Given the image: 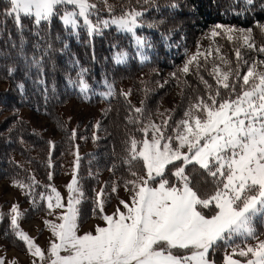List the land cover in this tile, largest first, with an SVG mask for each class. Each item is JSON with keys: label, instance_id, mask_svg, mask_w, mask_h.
<instances>
[{"label": "snow or ice", "instance_id": "obj_1", "mask_svg": "<svg viewBox=\"0 0 264 264\" xmlns=\"http://www.w3.org/2000/svg\"><path fill=\"white\" fill-rule=\"evenodd\" d=\"M109 13L110 19L97 16L94 22L91 17L96 14V5L90 0H8L5 11L20 28L22 18L34 19L39 25L59 16L76 35L78 29H86L92 35L110 25L135 34L141 26V11L130 8L115 15L109 6ZM258 27L264 31V25ZM215 28L224 26L218 24ZM238 31L239 39L253 48L254 44L249 42L252 29L247 34L244 29ZM211 35L216 37L220 33L213 30ZM228 39L233 36L228 35ZM137 43L143 45L144 41L137 37ZM258 51L264 53V46ZM200 55L199 51L194 54L182 71L188 73L193 62L199 68ZM235 55L234 67L231 61L220 57L225 70L217 65L209 72L218 87L204 81L206 97L197 96L196 102L190 103L174 124L169 123L171 116L160 124L149 121L142 126L139 119L129 117V122L137 125L136 131L142 133L140 139L130 134L125 142V163L133 179L124 183L126 189L131 185L128 190L133 194L130 202L120 201L123 211L117 207L112 214H106L100 199L103 190L98 193L104 226L97 225L94 233L78 234V205L84 193L75 176L67 185L66 204L55 187L43 185L51 191L39 193L40 199L47 201L50 211L62 210L57 217L59 223L45 221L55 238L47 250L49 264H215L209 253L220 244L232 246V253L225 254L223 264H264V241L255 246L246 243L250 238L257 239L255 219L264 216V72L256 71L253 62L241 74L243 57L239 48ZM125 56L126 53H120L116 62H123ZM248 63L243 61L244 65ZM86 72L82 68L77 73L83 92L89 88L84 79ZM108 87L111 89V85ZM134 112L142 115L144 109L136 108ZM189 165L198 166L212 178L210 192L200 191L187 171ZM30 179L34 182V178ZM15 183L21 188H33V184ZM11 211L15 235L32 256L43 261L45 252L19 229L18 206L14 205ZM237 239H242L245 246L235 244ZM0 264L4 261L0 260Z\"/></svg>", "mask_w": 264, "mask_h": 264}, {"label": "trees", "instance_id": "obj_2", "mask_svg": "<svg viewBox=\"0 0 264 264\" xmlns=\"http://www.w3.org/2000/svg\"><path fill=\"white\" fill-rule=\"evenodd\" d=\"M184 2H187L186 5ZM7 7L8 0H0V81L8 84V88L0 90V108L6 111L30 108L53 117L60 107L71 100L89 104L105 102L111 112L109 125L103 127V137L98 141L100 149L96 159L99 157L91 163L85 157L81 161L88 172L94 171L93 166L99 162L102 168L111 164L112 167H121V173L129 170L124 169L128 166L125 163V141L130 126L135 125L129 122V117L135 119V116L128 100L120 92V78L125 79L149 68L167 69L179 64L188 53L192 43L190 33L194 27L200 29L221 23L253 29L260 21H264V0H251V3L249 0H163L145 8L143 17L149 15L147 20L150 24L140 22L141 26L137 29L138 34L144 38V48L140 54L133 36L118 31L114 26L102 28L92 35L86 29H78L79 34L76 35L56 16L39 25L34 23V19L22 18L20 28L13 17L5 15ZM99 15L92 17L97 19ZM120 53H126V56L123 62L117 63L116 57ZM82 68L87 69L84 79L89 88L86 92L81 91L77 83V73ZM207 75L206 70H197V73L191 71L186 76L191 83L193 81L199 85H190L188 88L189 96L192 97L190 100H193L192 93L197 91L198 96L206 97L204 81ZM207 82L218 87L214 86V78L208 77ZM108 85H111V89ZM12 121L20 124L8 131L7 127ZM20 126L21 122L9 116L0 127V175L14 168L12 164L20 165L13 157L14 153L26 160L28 158L31 165H34L31 169L41 175L49 166V143L27 126L24 129ZM12 134L17 135L16 139L11 137ZM22 142L37 150L38 156L32 160L27 157ZM104 151L110 157L107 162L100 160ZM86 160L88 165H85ZM138 170L142 171L141 168ZM187 171L193 175L194 183L198 184L201 192L212 190V178L198 166L189 165ZM169 179H172L170 174ZM85 181L88 182L82 179L86 197L79 206V218L82 221L86 219L82 216V208H86L87 204H91L92 218L102 215L99 208L95 210V186L91 187ZM34 188L36 196L44 191L39 183ZM34 203L36 207H29L31 212L43 210V200L39 196ZM205 213L211 215L212 211L205 210Z\"/></svg>", "mask_w": 264, "mask_h": 264}, {"label": "rangeland", "instance_id": "obj_3", "mask_svg": "<svg viewBox=\"0 0 264 264\" xmlns=\"http://www.w3.org/2000/svg\"><path fill=\"white\" fill-rule=\"evenodd\" d=\"M160 1L163 0H150V2H146V0H107L106 3L104 0H90L91 3L96 5V15L100 14L99 19L101 20L111 18L109 6H111L113 14L115 15H120L123 11L130 8L141 11L144 14L146 7L155 3L157 5ZM184 3L186 5L187 2ZM68 7L71 8V6ZM148 17L149 15L142 16L139 19V23L144 22L150 24L147 20ZM150 18L152 19L151 16ZM91 19L94 22L96 20L93 17ZM218 24L223 25L224 28L216 29L215 26ZM258 25H264V21H260L252 29L249 42L254 44L253 48H248L243 40L239 39L240 32L238 31L239 29H244L245 34H247V30L251 28L221 23L212 24L200 29L194 27L190 33L192 43L188 53L179 64L167 69L158 67L149 68L135 72L125 79L120 78V92L128 100L129 106L132 107L135 119H139L142 126L149 121L160 124L163 119L171 116L172 119L169 123L174 124L175 121L183 117L189 104L196 102L198 96V91L192 93L194 95L193 100H190L192 97L189 96L190 89L188 88H190V85L197 86L198 84L193 81L192 84L186 76L191 71L197 73V70H206V74H209L217 65L222 70H225V65L220 59L221 56L231 61L234 67L236 64L235 52L238 48L243 57V60L240 62L242 65L241 74H244L247 71V67L251 66L253 62L257 65L256 71L264 72V63H260L264 61V53L258 51L259 47L264 46V31ZM110 26H114L118 30L115 25ZM228 28L236 31L228 33L226 31ZM137 29L135 30V34H129L133 36L135 45L141 54V49L144 48V45L137 43V37L143 41L144 38L138 34ZM213 30L219 32L220 35L213 37L211 35ZM228 35H232L233 39L229 40ZM217 49L220 51L217 52ZM198 51L201 53L198 56L200 67L198 68L196 62H193V64L189 65V72L184 73L182 69L185 63ZM205 57L207 58L206 61ZM245 59L249 62L247 65L243 64ZM207 76L209 79L213 78L210 75ZM207 78L205 81H207ZM6 88H8V84L0 81V90ZM204 94L206 93L204 92ZM136 108L144 109L143 114L135 113L134 109ZM110 112L111 109L105 102L89 104L76 100H71L60 107L53 117H49L30 108H22L16 111H6L0 108V127L9 116L14 117L17 119V122H21V129L27 126L30 131L33 130L38 135H41L42 138H45L46 143H49L48 146L51 151L50 159H47L49 166H47V169L41 175L31 169L32 165L28 158L26 160L16 153H14L13 157H15L16 162L20 163V165L16 163L12 164V167L15 166L14 168H10L11 170L9 169L3 175H0V260H3L4 264H49L47 250L55 238L52 236L51 229L45 224V221L59 223L60 221L57 217L62 210L55 209L50 211L47 208V201L45 200L44 204L43 200L44 207L42 209H46V211L41 210L37 212L38 209L33 212L30 211L29 207H32L31 205L36 207L34 198H37L39 195L36 196V188L34 186L36 185L37 187L38 183L40 185L42 184V188L43 185L55 187L61 193L62 202L66 204L69 196L67 185L72 181L73 177L75 176L77 179L78 187L82 192V179H85L88 181H85L87 185L91 187L95 186L94 200H96V211L99 208L97 194L103 190V195L100 199L103 201V209L106 214H112L116 211L117 207H120V210L123 211V206L120 204L121 200L130 202V197L133 193L128 189L131 188V185L126 189L124 183L126 180L133 179L129 174V170L121 173V167H112L111 164H109V167L102 168L99 162L93 166L94 171L88 172L85 171L86 167L84 166V162H81L83 157L87 160L89 159V163L98 159L99 156L96 159V153L100 149L98 141L103 137V127L109 125ZM18 124L13 123V121L10 122L7 130L11 131ZM136 128V124L130 126L126 133V141L129 139V135L133 133L137 139L142 137V133L137 132ZM11 137L16 139L17 135L12 134ZM22 144L25 145L24 149L27 157L32 160L33 157L38 156L37 150H33L28 143L22 142ZM109 158V154L106 152L100 155L102 162H107ZM87 160L85 165H88ZM32 167L34 168V165ZM138 168L140 166L136 165L137 170ZM124 169L129 168L126 166ZM79 173H86L87 175L80 176L81 174ZM49 174H51V180H49ZM30 177L34 178L35 183ZM17 181L22 182L25 186L33 184V188H21L16 185L15 182ZM114 187L116 189L115 192H113ZM43 190L41 192L48 193L51 191V188H43ZM84 197L86 195L83 196L81 203L85 199ZM14 205L18 206V211L21 213L17 218L19 229L27 233L35 244L45 252L46 258L43 261H40L38 257L32 256L26 244L15 235V230L11 224V218L14 215L11 209ZM87 205L86 208H82V216L86 219L82 221L79 218L78 234L80 235L86 232L94 233L97 225L104 226V221L101 219V216L94 218L90 216L92 214V207H90L91 204ZM255 228L257 239H248L246 241L248 245L255 246L258 241H264V216L256 217ZM235 244L241 247L245 246V242L242 239L235 240ZM221 245L215 251L209 253V259L214 260L215 264H223L225 254L232 253V246ZM234 258L244 260V258L240 257Z\"/></svg>", "mask_w": 264, "mask_h": 264}]
</instances>
